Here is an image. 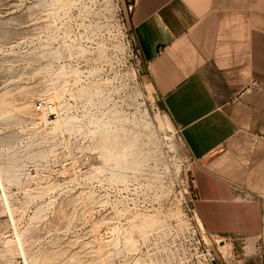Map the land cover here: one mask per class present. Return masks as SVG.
Wrapping results in <instances>:
<instances>
[{"label":"rangeland","instance_id":"1","mask_svg":"<svg viewBox=\"0 0 264 264\" xmlns=\"http://www.w3.org/2000/svg\"><path fill=\"white\" fill-rule=\"evenodd\" d=\"M120 3L0 0V167L12 170L1 175L8 198L0 181V264H25L23 254L35 264H145L127 238L138 249L185 218L193 160L137 71ZM60 44L72 46L38 58L39 47ZM62 65L74 72L52 101L74 118L58 127L38 117L35 125L31 110ZM248 242L226 240L227 253L212 246L221 264H258Z\"/></svg>","mask_w":264,"mask_h":264},{"label":"crops","instance_id":"2","mask_svg":"<svg viewBox=\"0 0 264 264\" xmlns=\"http://www.w3.org/2000/svg\"><path fill=\"white\" fill-rule=\"evenodd\" d=\"M134 1L143 76L192 157L197 214L212 235L256 249L264 241V0Z\"/></svg>","mask_w":264,"mask_h":264},{"label":"built area","instance_id":"3","mask_svg":"<svg viewBox=\"0 0 264 264\" xmlns=\"http://www.w3.org/2000/svg\"><path fill=\"white\" fill-rule=\"evenodd\" d=\"M120 4L119 13L124 26L123 33L127 48L133 59L137 61V71L141 73L142 61L130 24L131 16L136 9V2L122 0ZM33 108L38 113L49 114L53 110L59 111L54 102L42 100L36 102ZM185 209L184 219L166 223L161 231L154 233L156 237H152L151 241H139L140 254L147 259L148 264H221L219 255L212 246V241H215L216 236L200 224L192 193H190ZM255 256L259 264H264V241L257 244Z\"/></svg>","mask_w":264,"mask_h":264},{"label":"bare ground","instance_id":"4","mask_svg":"<svg viewBox=\"0 0 264 264\" xmlns=\"http://www.w3.org/2000/svg\"><path fill=\"white\" fill-rule=\"evenodd\" d=\"M63 6H65V5H63ZM51 14V13H50ZM50 16H52V15H50ZM53 17V16H52ZM47 18H51V17H47ZM72 45H69V44H60L59 46H56V47H54V46H52V45H48L47 47L46 46H43V47H39L38 48V50H37V53H38V58L39 59H42V58H44V57H49V58H58V57H60V56H62L64 53V51L66 50V49H68V48H70ZM71 49V48H70ZM47 65H51V63L50 62H48L47 63ZM42 69V68H41ZM74 71L72 70V69H70V68H68V66H66V65H62L60 68H59V70L56 72V73H54L48 80L49 81H45L47 84H48V86H46L45 88L46 89H44L43 88V90L45 91H40V93L42 92V93H46L45 95H46V97L45 98H43L42 99V101H50V102H55L56 103V108L57 109H59V111L57 110V111H55V110H53L51 113H38V112H36L35 110H34V108L31 110V114L32 115H34V117L31 115V117H33V119L35 120L34 122V124L36 125L38 122H37V120L36 119H38V117L42 120V121H44V122H46L47 124H53V125H55V126H58L59 127V125L63 122L65 125L66 124H68V123H70V121H72L71 119H73L74 117L73 116H71V117H69V116H67V117H65V118H63L61 115L63 114V106H64V103L63 102H59L60 100V98H63V95H64V93H65V91L67 90V86L66 85H68L69 83H70V80H69V77L71 76V74L73 73ZM25 93V92H24ZM25 95V94H24ZM28 95H30V94H28ZM26 96V95H25ZM22 97V96H21ZM44 97V96H43ZM49 99V100H48ZM53 99H58L59 101H52ZM1 101H4V98H3V100H1ZM27 101V100H26ZM7 102V101H6ZM23 102V101H22ZM2 103V102H1ZM0 103V104H1ZM4 104V106H5V102H3ZM8 103V102H7ZM29 103H30V101H29ZM59 103V104H58ZM25 105H26V103H24ZM32 104V103H31ZM3 105L1 106V107H3ZM24 105V106H25ZM27 105H28V103H27ZM7 106H9V105H7ZM22 106H23V103H22ZM29 107V108H28ZM28 107H25V109H29L30 110V105H28ZM5 108V107H4ZM3 108V109H4ZM2 108H0V110H1ZM25 109H21L22 111L24 110V111H27V110H25ZM5 111H6V109H4ZM3 110V111H4ZM2 111V110H1ZM1 111H0V113H1ZM9 112V111H8ZM12 112V111H11ZM18 112V111H17ZM19 112H21V111H19ZM30 112V111H29ZM3 113V112H2ZM14 113V112H13ZM22 113H24V112H22ZM28 114V113H27ZM29 115V114H28ZM37 116V117H36ZM36 117V118H35ZM73 117V118H72ZM20 120V119H19ZM77 120V119H76ZM106 145L107 144H105V147H106ZM107 151H108V149H107ZM108 153L110 154V152L108 151ZM11 159V158H10ZM14 161H16V160H14ZM19 161V160H18ZM3 163V162H2ZM1 164V163H0ZM4 164V163H3ZM8 165V164H7ZM6 165V166H7ZM5 166V165H4ZM3 166V167H4ZM5 166V167H6ZM10 166V165H9ZM1 167H2V164H1ZM0 167V181H1V185H2V187H3V192L5 193V196H6V191H5V187L3 186V181L5 180H3V178H5V174L3 173V172H6V169H3V168H1ZM8 167V166H7ZM6 167V168H7ZM11 167V166H10ZM9 167V168H10ZM13 167H16L15 169H17L18 167L17 166H13ZM12 168V167H11ZM20 168V167H19ZM12 169H14V168H12ZM10 172H6V173H8V174H12L11 173V171L12 170H10V169H8ZM94 170V169H93ZM2 173L4 174V176H3V178H1V175H2ZM6 176H7V174H6ZM11 177H13V175L11 176ZM10 177V178H11ZM12 180V179H11ZM17 180V179H16ZM2 192V191H1ZM4 195V194H3ZM9 196V195H8ZM4 198H8L7 196L6 197H4ZM9 200V199H8ZM91 200V199H90ZM94 200H95V198H94ZM6 203H7V201H5ZM94 202V201H93ZM92 202V203H93ZM7 204H9V201H8V203ZM1 205V204H0ZM8 208H9V205H8ZM10 208H13V207H11L10 206ZM17 210V209H16ZM4 211V210H3ZM9 212H10V214H12V210H8ZM4 214V213H3ZM15 216V215H14ZM13 217V215L11 216V218ZM15 218V217H14ZM12 220H14V219H12ZM199 221H200V224L201 225H203V223L201 222V220H200V218H199ZM154 229H152L151 231H153ZM160 231L162 230V228H160L159 229ZM17 233H18V231H17ZM20 234H21V232H20ZM149 234V233H148ZM148 234L146 235V236H144V237H142V239H146L147 238V236H148ZM19 237V236H18ZM22 237V236H21ZM20 237V238H21ZM125 237V236H124ZM139 238V237H138ZM131 239V238H130ZM24 240V239H23ZM124 240H126V238L124 239ZM11 241L12 240H10L9 241V243H11ZM15 241V240H14ZM106 241V240H105ZM108 241V240H107ZM114 241V240H113ZM132 241L133 240H129L128 238H127V241L125 242V244L127 245V247H128V244H129V246H131V248H129V250L130 249H132V250H139V244H138V249H135L136 247H135V245H133L134 244V241H133V244H132ZM216 241V243H217V245L224 251V252H228V245L229 244H225V242H226V240L223 238V237H221L219 240H215ZM18 242V241H17ZM20 242V241H19ZM136 242V241H135ZM8 243V242H7ZM22 242H20V244H21ZM113 243V242H112ZM115 243V242H114ZM6 244V243H5ZM18 244V243H17ZM20 244H18L19 246H20ZM101 244V243H100ZM100 244H98V245H100ZM10 246V245H9ZM22 246V245H21ZM111 246V245H110ZM6 247V246H5ZM14 247V246H13ZM20 248V247H19ZM23 248V247H22ZM22 248H20V249H22ZM26 248V247H25ZM101 248H103V247H100V249ZM7 249V248H6ZM10 250H11V247L9 248ZM19 249V250H20ZM94 249H98V248H94ZM231 249V248H230ZM8 250V249H7ZM23 250V252H24V249H22ZM100 251V250H99ZM116 251V250H115ZM119 251H121V250H119ZM101 252V251H100ZM108 252V251H107ZM112 252V251H111ZM122 252V251H121ZM21 254H22V252H20ZM25 253V252H24ZM91 253H93V252H91ZM230 253V252H229ZM17 254V253H16ZM15 254V255H16ZM95 254V253H94ZM102 254V253H101ZM108 254V253H107ZM9 255V254H8ZM24 255V258H25V264H30L31 263V261H30V263H29V260H28V257H26V255L25 254H23ZM22 255V256H23ZM106 256V255H105ZM116 256V255H115ZM98 259H99V257H98ZM94 260H96V259H94ZM136 260H139V259H137L136 258ZM79 261V260H78ZM104 262H105V260H104ZM134 262V261H133ZM80 263V262H79ZM78 263V264H79ZM134 263H136V262H134ZM145 264H148V262H144ZM31 264H35V262L33 261ZM136 264H141V263H136Z\"/></svg>","mask_w":264,"mask_h":264}]
</instances>
